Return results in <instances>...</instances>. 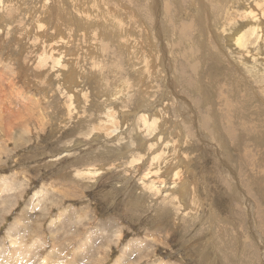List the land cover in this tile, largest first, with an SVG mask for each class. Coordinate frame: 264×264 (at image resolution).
I'll return each mask as SVG.
<instances>
[{"label":"rangeland","instance_id":"rangeland-1","mask_svg":"<svg viewBox=\"0 0 264 264\" xmlns=\"http://www.w3.org/2000/svg\"><path fill=\"white\" fill-rule=\"evenodd\" d=\"M262 10L0 0V264H264Z\"/></svg>","mask_w":264,"mask_h":264},{"label":"bare ground","instance_id":"bare-ground-1","mask_svg":"<svg viewBox=\"0 0 264 264\" xmlns=\"http://www.w3.org/2000/svg\"><path fill=\"white\" fill-rule=\"evenodd\" d=\"M237 2H238V1H237ZM256 2H257V1H256ZM262 2H263V1H262ZM67 3H68V2H67ZM77 3H78V2H77ZM257 3H258V2H257ZM82 5H83V4H82ZM71 7H72V6H71ZM230 7H231V6H230ZM85 8H86V7H85ZM244 8H245V7H244ZM57 9H58V8H57ZM57 9H56V11H57ZM76 9H77V8H76ZM108 9H109V8H108ZM248 9H249V8H248ZM58 10H59V9H58ZM231 10H232V9H231ZM250 10H252V9H249V11H250ZM262 11H264V10H262ZM78 12H79V10H78ZM94 12H95V11H94ZM108 12H109V11H108ZM250 12H251V11H250ZM46 13H47V12H46ZM248 14H249V13H247V15H245L246 18H249ZM48 15H49V14H48ZM52 15H53V14H52ZM55 15H56V14H55ZM224 15H225V14H224ZM79 16H80V15H79ZM84 16L86 17V15H84ZM84 16H83V17H84ZM81 17H82V16H81ZM81 17H80V18H81ZM83 17H82V19H84ZM116 17H117V16H116ZM246 18H245V19H246ZM40 19H41V18H40ZM87 19H88V18H87ZM87 19H85V20H87ZM249 19H250V18H249ZM61 20H62V19H61ZM89 20H90V19H89ZM89 20H87V21H89ZM259 20H260V18H259ZM38 21H39V20H38ZM79 21H80V20H79ZM107 21H108V20H107ZM113 21H114V19H113ZM115 21H116V19H115ZM232 21H233V20H232ZM59 22H60V21H59ZM80 22H81V21H80ZM62 23H63V22H61V24H62ZM114 23H116V22H114ZM230 23H231V22H230ZM234 23H237V22H236V21L233 22V25L230 24L231 26H233V27H231L230 32L228 31V27H226L227 30L223 27V28L225 29V31L223 32V33H225L224 35H226V32H229V34H230V33H231V34H234V33L236 32V29L239 28L240 25H234ZM240 23H241V22H240ZM240 23H239V24H240ZM59 24H60V23H59ZM250 24H251V23H250ZM63 25H64V24H63ZM230 25H229V26H230ZM255 25L258 26V25H259L258 22H256ZM33 26H34V25H33ZM83 26H84V25H83ZM83 26H82V27H83ZM227 26H228V24H227ZM65 27H66V26H65ZM54 28H55V26H54ZM74 28H75V27H74ZM83 28H84V27H83ZM85 28H86V27H85ZM85 28H84V30H85ZM223 28H222V29H223ZM30 29H31V28H30ZM66 29L68 30V28H66ZM66 29H65V30H66ZM69 29H70V28H69ZM71 29H72V28H71ZM71 29H70V30H71ZM33 30H34V28H33ZM41 30H42V29H41ZM72 30H73V29H72ZM71 32H72V31H71ZM74 32H75V31H74ZM85 32H86V31H85ZM62 33H64V32H62ZM72 33H73V32H72ZM45 34H47V33H45ZM60 34H61V33H60ZM60 34H59V35H60ZM69 34H70V33H69ZM36 35H37V34H36ZM65 35H66V34H65ZM70 35H71V34H70ZM240 35H242L241 32L238 33V31H237V33H236L234 39L236 40ZM127 36H128V35H127ZM56 37H57V36H56ZM59 37H61V36H59ZM62 37H63V35H62ZM241 37H244V35H242ZM241 37H240V40H241ZM65 38H66V37H65ZM218 38H219V37H218ZM229 38H230V37H229ZM243 39H244V38H242V40H243ZM56 40H57V38H56ZM235 40H233V42H234ZM62 41H63V40H62ZM67 41H68V40H67ZM70 41H72V40L70 39L68 42H70ZM124 41H125V40H124ZM241 42H242V41H241ZM234 43H236V42H234ZM237 43H238V40H237ZM64 44H65V43H64ZM64 44H63V45H64ZM67 44H68V43H67ZM70 45H71V44H70ZM236 45H237V44H236ZM64 46H65V45H64ZM68 47H70V46H68ZM57 48H58V47H57ZM67 49H68V48H67ZM63 51H64V50H63ZM54 52H55V51H54ZM255 55L257 56L258 60H260L261 57H259V56H260L259 53L257 54V53L255 52ZM41 57H42V56H41ZM43 58H44V57H43ZM45 58H46V57H45ZM59 58H60V57H59ZM59 58H58V59H59ZM257 58H256V59H257ZM55 60H56V59H55ZM258 60H256V61H258ZM58 62H60V61H58ZM242 62H243V61H242ZM56 65H57V64H56ZM53 66H54V65H53ZM59 66H60V65H59ZM62 66H63V65H62ZM61 72H62V71H61ZM144 118H145V117H144ZM145 119H146V118H145ZM146 120H147V119H146ZM164 122H165V121H164ZM145 123H146V122H145ZM153 123H154V122H153ZM172 148H173V147H172ZM176 173H177V172H176ZM176 173H175V174H176ZM184 194H186V192H184ZM187 196H188V195H187ZM22 256H23V255H22Z\"/></svg>","mask_w":264,"mask_h":264}]
</instances>
